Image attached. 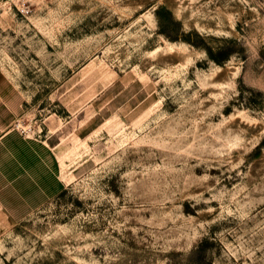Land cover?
I'll return each instance as SVG.
<instances>
[{
    "label": "rangeland",
    "instance_id": "obj_1",
    "mask_svg": "<svg viewBox=\"0 0 264 264\" xmlns=\"http://www.w3.org/2000/svg\"><path fill=\"white\" fill-rule=\"evenodd\" d=\"M26 3L0 0V264H264V0Z\"/></svg>",
    "mask_w": 264,
    "mask_h": 264
},
{
    "label": "crops",
    "instance_id": "obj_2",
    "mask_svg": "<svg viewBox=\"0 0 264 264\" xmlns=\"http://www.w3.org/2000/svg\"><path fill=\"white\" fill-rule=\"evenodd\" d=\"M3 141L0 145V216L2 218L3 223H8V219L10 222H12V210L14 208V184L12 183V175L11 178L10 176H6V170L7 167L11 170H14V164H13V147L10 146L12 144V137L9 136V133H6L4 136L0 137V143ZM34 148L40 147L39 144L33 143L30 145ZM44 148L41 149V152L44 153ZM47 154V153H46ZM27 193L29 190L28 189H21V191ZM22 201H25V204H21V208H30V203H29V198L28 196L25 197ZM8 210L9 215H8Z\"/></svg>",
    "mask_w": 264,
    "mask_h": 264
},
{
    "label": "built area",
    "instance_id": "obj_3",
    "mask_svg": "<svg viewBox=\"0 0 264 264\" xmlns=\"http://www.w3.org/2000/svg\"><path fill=\"white\" fill-rule=\"evenodd\" d=\"M22 1V5H21V7H18V11L20 12V13H25V14H29V12H30V10H29V8H28V6H27V3H26V0H21ZM17 128H22V127H20V124L19 125H17ZM27 129L28 128H22V131H23V134H27L28 132H27Z\"/></svg>",
    "mask_w": 264,
    "mask_h": 264
},
{
    "label": "bare ground",
    "instance_id": "obj_4",
    "mask_svg": "<svg viewBox=\"0 0 264 264\" xmlns=\"http://www.w3.org/2000/svg\"><path fill=\"white\" fill-rule=\"evenodd\" d=\"M176 10V14L178 15V16H180V18H182V19H184V16L182 15V13H181V10L180 9H175ZM171 50H173V47H171ZM102 56V55H101ZM169 71H170V69H169ZM168 71V72H169ZM178 72V71H177ZM170 73V72H169ZM179 73V72H178ZM177 73V74H178ZM171 76H173V75H171ZM21 126V125H20ZM22 127V126H21ZM62 161H63V159H62Z\"/></svg>",
    "mask_w": 264,
    "mask_h": 264
},
{
    "label": "trees",
    "instance_id": "obj_5",
    "mask_svg": "<svg viewBox=\"0 0 264 264\" xmlns=\"http://www.w3.org/2000/svg\"><path fill=\"white\" fill-rule=\"evenodd\" d=\"M217 60V58H215Z\"/></svg>",
    "mask_w": 264,
    "mask_h": 264
}]
</instances>
